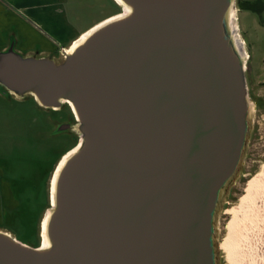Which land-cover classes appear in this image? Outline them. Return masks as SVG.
Segmentation results:
<instances>
[{"label":"water","instance_id":"1","mask_svg":"<svg viewBox=\"0 0 264 264\" xmlns=\"http://www.w3.org/2000/svg\"><path fill=\"white\" fill-rule=\"evenodd\" d=\"M60 49H0V94L73 121L30 244L0 264H221L219 222L254 126L239 0H115Z\"/></svg>","mask_w":264,"mask_h":264},{"label":"rangeland","instance_id":"2","mask_svg":"<svg viewBox=\"0 0 264 264\" xmlns=\"http://www.w3.org/2000/svg\"><path fill=\"white\" fill-rule=\"evenodd\" d=\"M120 9L115 0H79L72 3L69 18L77 28L87 27ZM238 17L250 55L247 65L256 111L243 175L220 214L221 264H264V12L263 20L258 13L242 9ZM53 53L60 56L57 50ZM67 110L68 106L60 111L45 109L32 96L18 99L0 94V162L22 202L18 210H11L17 203L12 198L0 227L30 244L40 240L50 168L75 143L73 133L59 132L57 127Z\"/></svg>","mask_w":264,"mask_h":264},{"label":"crops","instance_id":"3","mask_svg":"<svg viewBox=\"0 0 264 264\" xmlns=\"http://www.w3.org/2000/svg\"><path fill=\"white\" fill-rule=\"evenodd\" d=\"M75 1L79 0H0V49L7 47L13 38L17 49L24 53L60 51L96 23L74 26L69 11ZM12 198L17 202L13 209L9 204ZM18 207L0 162V209L3 211L0 222L7 209Z\"/></svg>","mask_w":264,"mask_h":264},{"label":"trees","instance_id":"4","mask_svg":"<svg viewBox=\"0 0 264 264\" xmlns=\"http://www.w3.org/2000/svg\"><path fill=\"white\" fill-rule=\"evenodd\" d=\"M239 8L240 10H250L256 12L260 15L263 20L262 14L264 12V0H239ZM249 80L251 82V76L249 73ZM257 103H259L258 98H256ZM76 142V138H75ZM48 204V202H47Z\"/></svg>","mask_w":264,"mask_h":264},{"label":"flooded vegetation","instance_id":"5","mask_svg":"<svg viewBox=\"0 0 264 264\" xmlns=\"http://www.w3.org/2000/svg\"><path fill=\"white\" fill-rule=\"evenodd\" d=\"M263 15V14H262ZM62 48V47H61ZM57 51H59V50H57ZM66 115H67V117L65 118V119H63V118H60V120L57 122V125L62 121H73V116H72V114L70 113V111H68L67 110V112H66ZM249 147H250V145H249ZM54 166V165H53ZM53 166L50 168V173L48 174V176L50 177L51 175V172H52V169H53ZM5 174H6V170H5ZM241 175H243V173L241 174ZM9 181V184H10V187L12 188V190L14 191V193H16V190L14 189V187L12 186L13 184H12V182L10 181V180H8ZM48 183H49V180H48ZM17 201H18V203H19V207L21 206V204H22V202L21 201H19L18 199H17ZM18 207V208H19ZM18 208H16L15 210H18Z\"/></svg>","mask_w":264,"mask_h":264}]
</instances>
